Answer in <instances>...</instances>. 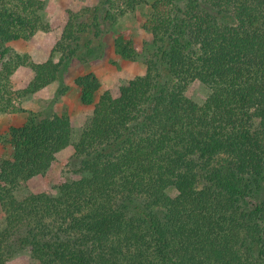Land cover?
<instances>
[{"label": "trees", "instance_id": "obj_1", "mask_svg": "<svg viewBox=\"0 0 264 264\" xmlns=\"http://www.w3.org/2000/svg\"><path fill=\"white\" fill-rule=\"evenodd\" d=\"M143 2L69 10L48 58L36 62L10 44L51 31L45 2L0 0V113L61 81L72 60L102 46L106 26ZM150 7L142 27L155 51L144 74L95 103L99 78L77 76L82 103L93 104L78 128L59 113L10 127L0 159V264L24 251L28 264H264V0ZM114 49L137 56L131 34L118 35ZM196 79L210 89L203 104L185 93ZM68 147L80 176L55 192L28 190Z\"/></svg>", "mask_w": 264, "mask_h": 264}, {"label": "rangeland", "instance_id": "obj_2", "mask_svg": "<svg viewBox=\"0 0 264 264\" xmlns=\"http://www.w3.org/2000/svg\"><path fill=\"white\" fill-rule=\"evenodd\" d=\"M45 9L43 17L51 26L50 32H37L29 40H19L10 44L18 53H27L36 62L45 61L49 51L56 40V32L60 30L67 18L69 10L79 11L87 5H94L97 0H43ZM154 0H144L134 12H129L120 17L113 26H106L102 38V46L96 52L88 55L86 61L72 60L63 74L61 81H54L38 92L25 98H17L16 107L9 113H0V159L6 157L7 147L4 139L7 138L10 127L20 126L32 118L50 116L53 113L67 114L74 128L83 124L93 110V104H84L81 101L80 88L74 79L88 72H93L101 82L100 89L96 92L94 103L101 93L110 90L117 92L121 84L142 75L146 63L155 51L152 44V33L145 30L142 25L151 11ZM131 34L134 37L137 56L133 60L121 58L114 49V40L118 35ZM58 59V55L54 58ZM24 82L17 80L15 88L21 89ZM65 86L63 94L57 90ZM186 95L203 104L210 93V89L200 80L191 81L185 91ZM80 176L77 155L72 147L65 148L57 153L50 168L42 175L32 177L28 182V190L34 193L56 191L59 184L76 179ZM175 195L174 189L168 190ZM29 253H16L7 264H28Z\"/></svg>", "mask_w": 264, "mask_h": 264}]
</instances>
